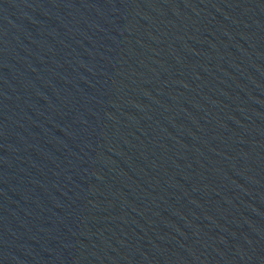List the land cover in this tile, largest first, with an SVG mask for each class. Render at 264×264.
I'll return each instance as SVG.
<instances>
[{"label": "water", "instance_id": "obj_1", "mask_svg": "<svg viewBox=\"0 0 264 264\" xmlns=\"http://www.w3.org/2000/svg\"><path fill=\"white\" fill-rule=\"evenodd\" d=\"M0 264H264V0H0Z\"/></svg>", "mask_w": 264, "mask_h": 264}]
</instances>
